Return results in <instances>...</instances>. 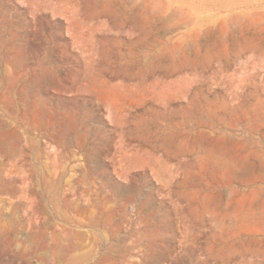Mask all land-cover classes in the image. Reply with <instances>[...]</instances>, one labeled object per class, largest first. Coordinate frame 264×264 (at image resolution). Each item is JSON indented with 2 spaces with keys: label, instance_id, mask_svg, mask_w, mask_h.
Segmentation results:
<instances>
[{
  "label": "rangeland",
  "instance_id": "1",
  "mask_svg": "<svg viewBox=\"0 0 264 264\" xmlns=\"http://www.w3.org/2000/svg\"><path fill=\"white\" fill-rule=\"evenodd\" d=\"M0 264H264V0H0Z\"/></svg>",
  "mask_w": 264,
  "mask_h": 264
},
{
  "label": "bare ground",
  "instance_id": "2",
  "mask_svg": "<svg viewBox=\"0 0 264 264\" xmlns=\"http://www.w3.org/2000/svg\"><path fill=\"white\" fill-rule=\"evenodd\" d=\"M178 80H179V79H178ZM178 82H179V81H178ZM176 83H177V81H176ZM178 84H179V83H178ZM168 87H171V86H168ZM173 87H174V86H172L171 88L174 89ZM166 88H167V87H166ZM171 88H168V90L165 91V92H166L167 94L170 93V91H173ZM175 88H176V87H175ZM175 91H176V90H174V92H175ZM164 94H165V93H164Z\"/></svg>",
  "mask_w": 264,
  "mask_h": 264
}]
</instances>
